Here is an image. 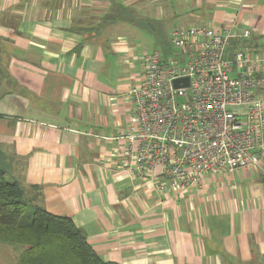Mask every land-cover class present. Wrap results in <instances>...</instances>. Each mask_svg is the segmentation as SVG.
<instances>
[{
  "label": "crops",
  "instance_id": "0c3cea01",
  "mask_svg": "<svg viewBox=\"0 0 264 264\" xmlns=\"http://www.w3.org/2000/svg\"><path fill=\"white\" fill-rule=\"evenodd\" d=\"M167 16L248 28L232 49L264 59V0H0V168L106 262L264 264V161L182 192L117 164L128 24Z\"/></svg>",
  "mask_w": 264,
  "mask_h": 264
},
{
  "label": "built area",
  "instance_id": "2783aa9c",
  "mask_svg": "<svg viewBox=\"0 0 264 264\" xmlns=\"http://www.w3.org/2000/svg\"><path fill=\"white\" fill-rule=\"evenodd\" d=\"M251 38L236 24L173 29L180 54L170 61L147 55L129 91L133 111L115 138L124 142L117 164L165 192L200 186L210 173L261 168L264 59L232 49Z\"/></svg>",
  "mask_w": 264,
  "mask_h": 264
},
{
  "label": "trees",
  "instance_id": "16d2710c",
  "mask_svg": "<svg viewBox=\"0 0 264 264\" xmlns=\"http://www.w3.org/2000/svg\"><path fill=\"white\" fill-rule=\"evenodd\" d=\"M0 243L20 250V264H117L91 247L72 219L49 213L25 199L0 168Z\"/></svg>",
  "mask_w": 264,
  "mask_h": 264
},
{
  "label": "rangeland",
  "instance_id": "374dc122",
  "mask_svg": "<svg viewBox=\"0 0 264 264\" xmlns=\"http://www.w3.org/2000/svg\"><path fill=\"white\" fill-rule=\"evenodd\" d=\"M132 19L135 25H145L142 24L144 19L140 16L132 17ZM186 21L183 18L167 16V18L154 20L153 25L147 22L148 29L145 26L130 29V24H128L127 45L129 46L128 50H124L125 60L121 61V84L124 87H132L141 81L144 74L143 62L147 55L160 52L164 60L170 61L180 54V50L172 44L170 31L176 27H198L193 22ZM121 26L125 27L123 22ZM20 255V250L0 243V264H20Z\"/></svg>",
  "mask_w": 264,
  "mask_h": 264
},
{
  "label": "water",
  "instance_id": "95a60500",
  "mask_svg": "<svg viewBox=\"0 0 264 264\" xmlns=\"http://www.w3.org/2000/svg\"><path fill=\"white\" fill-rule=\"evenodd\" d=\"M186 82H187V80H186ZM176 85H179V83L176 81Z\"/></svg>",
  "mask_w": 264,
  "mask_h": 264
}]
</instances>
